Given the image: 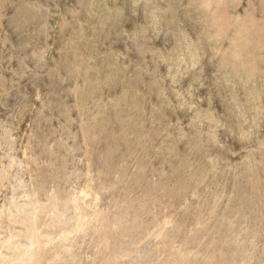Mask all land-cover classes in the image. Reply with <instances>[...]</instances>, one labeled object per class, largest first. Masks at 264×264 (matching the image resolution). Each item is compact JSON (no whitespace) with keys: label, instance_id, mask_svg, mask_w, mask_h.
<instances>
[{"label":"rangeland","instance_id":"1","mask_svg":"<svg viewBox=\"0 0 264 264\" xmlns=\"http://www.w3.org/2000/svg\"><path fill=\"white\" fill-rule=\"evenodd\" d=\"M0 264H264V0H0Z\"/></svg>","mask_w":264,"mask_h":264}]
</instances>
